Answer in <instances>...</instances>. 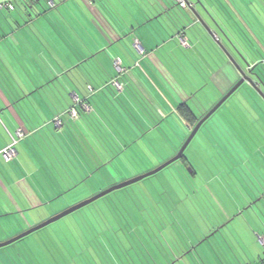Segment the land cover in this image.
Masks as SVG:
<instances>
[{
    "label": "rangeland",
    "instance_id": "374dc122",
    "mask_svg": "<svg viewBox=\"0 0 264 264\" xmlns=\"http://www.w3.org/2000/svg\"><path fill=\"white\" fill-rule=\"evenodd\" d=\"M167 1L175 4V15L180 16V23L187 27L188 34L202 30L201 17L182 9L175 0ZM188 1L200 4L202 8L198 12L203 13L204 20L215 25L214 19L218 20L219 16L216 8L210 5L212 0ZM116 4L150 2L116 0ZM24 8L23 3H19L18 10ZM240 8L238 12L247 17V9ZM248 18L255 34L264 43V19ZM215 32L223 38L233 57L227 55L224 44L215 41L221 49H208L211 65L203 59L191 58V72L181 74L180 82L183 78L189 81L190 92H193L189 104L198 113L210 110L236 84L240 78L238 65L245 68L246 64L223 32L217 27ZM206 60L210 62V53ZM244 70L257 84L255 76L247 68ZM148 82L157 84L152 75ZM251 85L243 83L203 124L185 150L188 167L179 159L154 175L117 189L10 245L0 247V264H235L248 258L253 262L259 260V263L264 259V97ZM261 90L264 92V88ZM162 95L167 102L168 97ZM158 101L162 107L163 101ZM173 101L178 107L182 100ZM140 102L141 105L136 102V107L145 115L143 119L135 111L129 118L134 134L140 136L134 144L136 147L130 146L117 155L109 165L110 169L98 170L91 182L80 184L66 193L69 198L61 197L57 203L59 206L75 201L76 198L72 199L75 190L83 189L80 197L85 194L84 188H89V196L72 205L114 184L149 172L178 152L190 135L189 127L180 120L179 114L172 112V108L163 114L165 111L162 112L149 98H142ZM155 108L158 109L156 114ZM161 115L168 116L157 130L149 131L143 125L144 119L145 123L153 124ZM40 123L43 125L45 121ZM141 126L146 132L139 129ZM176 130L181 134L177 135ZM1 135L3 131H0V141ZM13 140L12 136V143ZM36 141L22 138L15 147L19 151L22 146L34 145ZM247 142L258 153L247 149ZM17 157L18 154L14 159ZM14 159L7 161L0 153L1 164ZM54 204L50 205L54 214L44 219L29 215L27 222L20 217L23 229L5 239L63 211L55 213ZM3 220L0 226L4 228L0 227V234L9 231V222H5L8 219L4 217Z\"/></svg>",
    "mask_w": 264,
    "mask_h": 264
},
{
    "label": "crops",
    "instance_id": "0c3cea01",
    "mask_svg": "<svg viewBox=\"0 0 264 264\" xmlns=\"http://www.w3.org/2000/svg\"><path fill=\"white\" fill-rule=\"evenodd\" d=\"M146 1L150 4L55 0V7L51 8L41 0L24 10L17 7L0 12V151L11 143L20 126L29 132L25 139L38 140L34 145L19 148L17 159L0 163V223L4 217L9 222V231L0 234V242L23 229L19 222L22 217L27 222L29 215L44 219L54 214L52 203H56L53 207L57 213L89 196V188H84L85 194L78 197L83 192L81 188L74 192L75 201L62 207L57 204L61 197L69 198L66 193L76 186L94 180L98 170L110 169L117 155L130 146L136 147L140 136L134 134L130 114L135 111L141 119L145 116L136 102L141 105L142 98L156 104L163 101L162 107L157 104L165 111L163 114L171 110L169 107L178 114L173 100L177 103L181 98V103L189 104L192 89L189 81L183 78L184 86L180 79L182 73L191 72V58L211 65L209 50L221 49L217 43L224 44L227 55L233 57L215 32V27L222 31L220 25L231 32L223 16L218 20L214 17L213 25L198 12L200 4L181 7L203 22L202 30L188 34L180 16L175 15V4L166 0ZM234 3L238 10L247 9L248 16L259 18L261 10L264 12V0ZM182 34L187 45L181 42ZM234 35V40H240ZM209 53L211 60L207 62ZM150 75L157 84L148 82ZM114 80L122 83V89L114 85ZM74 92L80 99L77 105ZM162 93L168 97L167 102ZM73 105L78 110L76 118H65L62 128L48 123ZM157 111L155 108L154 113ZM167 116L159 117L153 124L144 119L142 124L149 131L157 130ZM42 121L45 125H41ZM139 129L146 132L145 127ZM250 260L235 264L259 261Z\"/></svg>",
    "mask_w": 264,
    "mask_h": 264
},
{
    "label": "trees",
    "instance_id": "16d2710c",
    "mask_svg": "<svg viewBox=\"0 0 264 264\" xmlns=\"http://www.w3.org/2000/svg\"><path fill=\"white\" fill-rule=\"evenodd\" d=\"M212 1H213L212 2L213 4H210V5L216 8V12L219 16V19L223 16L231 32L237 35L240 40L238 41L237 39L234 40L232 37L233 33L230 32L231 33L230 34L220 25V23H218L220 25V28L222 29L223 33L230 39V42L236 47V49L240 53V56L243 58V60L246 61L245 67L250 66L251 64H255L253 67V75L257 79V82H258L257 85L260 88L261 87L264 88V43L258 38V36L255 35V32L251 27L248 16L243 17V15L238 12V9L235 8V5H234L235 1L234 2H231L230 0H226L227 2L222 1V0L218 2L216 0H212ZM35 3H28L27 5H24V6L34 7L36 5ZM261 14L262 13L260 12L259 17L264 19V12L262 16ZM225 26L227 27V25ZM235 35H234V38L236 37ZM239 47L243 49H240ZM177 111L183 123H185L189 127L188 128L189 131L196 125L200 117H202L204 113L206 112L205 111L201 113H196L194 109L187 102L181 103L177 107ZM184 139L182 140V143ZM248 143L249 142H247V144ZM250 146L252 145L248 144L247 149L251 150L252 153L253 152L258 153V151L255 150V148L250 147ZM181 159L183 163L185 164L187 163V167H188L189 164L186 161L184 155ZM111 217L113 218V215ZM262 261H264L263 258L260 260V262Z\"/></svg>",
    "mask_w": 264,
    "mask_h": 264
},
{
    "label": "water",
    "instance_id": "95a60500",
    "mask_svg": "<svg viewBox=\"0 0 264 264\" xmlns=\"http://www.w3.org/2000/svg\"><path fill=\"white\" fill-rule=\"evenodd\" d=\"M232 58V57H231ZM233 59V58H232ZM238 65V64H237ZM255 65V64H254ZM252 66H248V71L250 74H253V67ZM238 68L240 70V78L239 80L236 82V84L216 103L214 104V106L208 110L202 117H200V119L198 120V122L196 123V125L191 129L190 135L188 136V138L185 140V142L182 144L181 148L178 150V152L172 156L171 158H169L168 160H166L165 162H163L162 164H160L158 167L154 168L153 170L146 172L144 174H141L139 176H136L132 179L126 180L124 182L121 183H117L114 184L112 186H110L109 188H107L106 190H103L102 192H99L97 194H95L94 196L87 198L81 202H78L77 204H74L68 208H66L65 210H63L62 212L50 217L49 219L45 220L44 222H41L40 224H36L34 226H32L31 228L27 229L24 232H21L20 234L8 239V240H4L0 242V247H4L7 245H10L24 237H26L27 235L49 225L52 222H55L57 220H59L60 218L73 213L74 211L79 210L80 208L98 200L99 198L106 196L107 194L126 187L130 184L136 183L146 177H149L151 175H154L156 173H158L159 171L163 170L165 167H167L168 165L176 162L177 160L181 159L185 153L186 148L189 146V144L191 143V141L195 138L196 134L199 132V130L201 129V127L203 126V124L231 97V95L234 94V92L245 82H248L250 84H252V86H254L259 92L260 94H262V96L264 97V92L261 90V88L254 82L252 76H250L243 68H241L238 65Z\"/></svg>",
    "mask_w": 264,
    "mask_h": 264
},
{
    "label": "built area",
    "instance_id": "2783aa9c",
    "mask_svg": "<svg viewBox=\"0 0 264 264\" xmlns=\"http://www.w3.org/2000/svg\"><path fill=\"white\" fill-rule=\"evenodd\" d=\"M40 1L41 0H0V12L14 11L17 9L19 3H23V5H27L28 3H35V2H40ZM43 1H45L47 3V6L51 8L55 7L56 5L55 0H43ZM175 2L177 5H179L182 8H193L194 7V3L188 0H175ZM180 39H181L182 44L184 45L188 44L186 37L183 34L180 36ZM136 46H139L138 42H136ZM116 64L118 67H120L119 60L116 61ZM113 83L118 89H122V83H120L118 80H114ZM88 88L92 91L91 85H89ZM73 97L76 103L75 105H77V103L80 102L78 94L74 92ZM75 105L71 106L67 111H64L61 115H58L53 119V123L55 124L56 128H62V126L64 125V119H63L64 116L62 117L63 114L70 118H76L78 116V110ZM28 134L29 133L22 126L17 128L13 143L12 142L9 143L0 151V153L5 158V160L10 161L17 156L18 150L15 147V143H17L19 139L25 138ZM262 242L264 244V238H262ZM258 264H264V261Z\"/></svg>",
    "mask_w": 264,
    "mask_h": 264
},
{
    "label": "flooded vegetation",
    "instance_id": "af4514ba",
    "mask_svg": "<svg viewBox=\"0 0 264 264\" xmlns=\"http://www.w3.org/2000/svg\"><path fill=\"white\" fill-rule=\"evenodd\" d=\"M246 68L248 69V67L246 66Z\"/></svg>",
    "mask_w": 264,
    "mask_h": 264
}]
</instances>
